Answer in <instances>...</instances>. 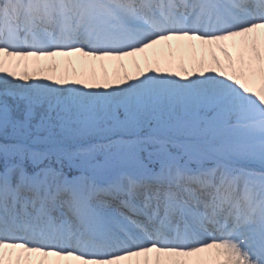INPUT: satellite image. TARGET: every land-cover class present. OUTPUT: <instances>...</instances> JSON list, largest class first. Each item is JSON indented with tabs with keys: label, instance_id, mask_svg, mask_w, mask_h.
I'll list each match as a JSON object with an SVG mask.
<instances>
[{
	"label": "snow or ice",
	"instance_id": "6c2138e0",
	"mask_svg": "<svg viewBox=\"0 0 264 264\" xmlns=\"http://www.w3.org/2000/svg\"><path fill=\"white\" fill-rule=\"evenodd\" d=\"M0 264H264V0H0Z\"/></svg>",
	"mask_w": 264,
	"mask_h": 264
}]
</instances>
